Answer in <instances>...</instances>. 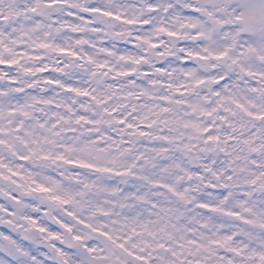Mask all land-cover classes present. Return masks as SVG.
I'll return each instance as SVG.
<instances>
[{
	"label": "clouds",
	"instance_id": "clouds-1",
	"mask_svg": "<svg viewBox=\"0 0 264 264\" xmlns=\"http://www.w3.org/2000/svg\"><path fill=\"white\" fill-rule=\"evenodd\" d=\"M0 264H264V0H0Z\"/></svg>",
	"mask_w": 264,
	"mask_h": 264
}]
</instances>
